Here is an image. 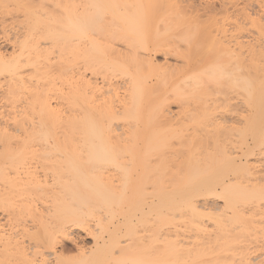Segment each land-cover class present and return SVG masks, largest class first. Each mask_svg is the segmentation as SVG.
<instances>
[{
	"label": "bare ground",
	"instance_id": "obj_1",
	"mask_svg": "<svg viewBox=\"0 0 264 264\" xmlns=\"http://www.w3.org/2000/svg\"><path fill=\"white\" fill-rule=\"evenodd\" d=\"M18 1H0L27 26L0 51V206L35 225L0 222V264H264V16L242 13L245 40L180 0ZM74 226L94 246L67 258Z\"/></svg>",
	"mask_w": 264,
	"mask_h": 264
},
{
	"label": "rangeland",
	"instance_id": "obj_2",
	"mask_svg": "<svg viewBox=\"0 0 264 264\" xmlns=\"http://www.w3.org/2000/svg\"><path fill=\"white\" fill-rule=\"evenodd\" d=\"M1 1V0H0ZM22 1H26V0H22ZM33 2L32 4V6L33 7H36V9L38 10V13H39V15H43L44 17L46 16V11L48 10H50V11H52V9H53V11H55V7H57V6H54L53 5V2L55 1H51V3L49 2V0H43V2L40 0V2L41 3H39V2H37V1H39V0H28V2ZM48 1V2H47ZM181 2H182V6H189V8L191 9V10H193L194 9V7H196L195 8V10H197L195 13L196 14H199V15H203V17L205 18V16H207V15H210L211 13H212V16H214L215 14H217L216 16H218V17H216V19L217 20H219L220 18V20H219V25L220 26H227V27H225L227 30H229V32H227V34L229 35V33H230V31H232L233 29L232 28H234L235 27V25L236 24H244V22H245V24H246V26L245 27H247V31H246V33H245V35L248 37H246V39L245 40H250L251 38L253 39V38H258L259 36V32L260 31H258V28L257 27H252V26H254V25H251V24H249V20H247L246 18H245V16L243 15L244 13H248V14H251V20H253L254 21V18L255 17H257V18H259L260 16H264V0H180ZM229 1V2H228ZM18 2H21V0H19ZM27 2V1H26ZM27 2V3H28ZM34 2H35V4H34ZM45 2H46V5H45ZM185 2V3H184ZM189 2V3H188ZM236 2H237V4H236ZM251 2V3H250ZM23 2H21V4H22ZM36 3H39V4H37L36 5ZM43 3H44V5H43ZM47 3H48V5H47ZM195 3V4H194ZM224 3V4H223ZM6 4V3H5ZM3 5V4H1V5H3V6H6V5ZM9 5H7L6 7H7V9L10 11V9H12V8H14V9H12V11H8L6 8H2L1 9V7L2 6H0V51H2L4 54H6V55H11V53H13V50L15 49V47L18 45L16 42L18 41V39H20V37H22V36H24L25 34H27L26 32H27V26H26V19H25V17H24V12L22 13V11L21 12H18L17 10H20L17 6H15L16 4L14 3H8ZM24 4V3H23ZM184 4V5H183ZM189 4V5H188ZM194 4V5H193ZM201 4V5H200ZM29 5V4H28ZM35 5V6H34ZM192 5H193V7H192ZM227 5V6H226ZM237 5V6H236ZM258 5H259V7H258ZM10 6V7H9ZM29 6H31V4L29 5ZM43 6H45V8L43 7ZM47 6V7H46ZM200 6V7H199ZM225 6V7H224ZM235 8H233V7ZM42 7L45 9L44 11H40L41 9H42ZM52 7V8H51ZM230 7V8H229ZM252 7V8H251ZM17 10H16V9ZM41 8V9H40ZM51 8V9H50ZM59 8V7H58ZM58 8H56V10L58 9ZM188 8V7H187ZM243 8H244V10H246V11H244V12H241L242 10H243ZM253 8H254V11H253ZM242 9V10H241ZM4 10V11H3ZM6 10H7V13H6ZM16 10V11H15ZM210 10L212 11L213 10V12H211L210 13ZM215 10V11H214ZM228 10V11H227ZM241 10V11H240ZM40 11V12H39ZM225 11V13H222V12H224ZM227 11V12H226ZM237 11V12H236ZM261 11V12H260ZM15 12V13H14ZM210 13V14H207V13ZM215 12V13H214ZM230 14H229V13ZM205 13L207 14V15H205ZM214 13V14H213ZM227 13V14H226ZM243 13V14H242ZM2 14V15H1ZM22 14V15H21ZM219 14V15H218ZM223 14V15H222ZM224 14H225V16H224ZM241 14V15H240ZM15 15V16H14ZM230 18H232L233 20H230L229 21V17ZM238 15V16H237ZM254 15V16H253ZM9 16V17H8ZM18 16V17H17ZM42 16V17H43ZM223 18H222V17ZM237 16V17H236ZM23 18V21H22V18ZM41 17V18H42ZM238 19L237 21H238V23H237V21H236V18ZM13 18V19H12ZM226 18H228V19H226ZM257 18L255 19V22H258V21H256L257 20ZM6 19V20H5ZM15 19H17V20H15ZM207 19V18H206ZM19 20L21 21V23H20V25H19ZM226 20V21H225ZM246 20V21H245ZM18 21V22H17ZM228 21V22H227ZM232 21V22H231ZM234 21H236V22H234ZM15 22V23H14ZM18 24H17V23ZM221 22V23H220ZM251 22V21H250ZM264 22V21H263ZM262 22V24H264ZM232 23V24H231ZM236 23V24H235ZM234 24V25H233ZM260 24V23H259ZM23 25V26H22ZM220 26H218V27H220ZM26 27V28H25ZM232 27V28H231ZM12 29V30H11ZM212 30L214 29H216L217 30V28H216V26H215V28L214 27H212L211 28ZM3 30V31H2ZM23 30V31H22ZM214 30L212 31L213 33H214ZM216 30H215V33L214 34H218V32H216ZM12 31V32H11ZM172 31H173V29H172ZM253 31V32H252ZM258 31V32H257ZM171 32V30H169V32H167V33H165L164 35H167L168 33H170ZM225 35V34H224ZM221 36H222V34H221ZM250 37V38H249ZM8 43V44H7ZM2 44V45H1ZM17 48V47H16ZM7 51V52H6ZM154 52H152V54H153ZM158 54H154V56L156 55V57L154 58L155 60L154 61H156V63H159V64H161V63H163V62H165V57H167V56H164V52H162L161 51V53L160 52H157ZM163 54V55H162ZM173 54V53H172ZM171 54V56H175V58L174 57H171V56H168L167 58L169 59V60H171L170 62L171 63H173V62H176L177 60L178 61H182V60H180V59H177L176 58V55L174 54V55H172ZM54 56V55H53ZM163 56V57H162ZM157 59V60H156ZM164 59V60H163ZM177 59V60H176ZM89 71L87 72V74L89 75ZM91 74V73H90ZM119 75V76H118ZM111 77H110V80H112L111 82H113L114 84H116V86H118L119 87V90H120V86L122 87L123 85V83L126 81V77H124L123 75H120V74H111L110 75ZM116 78H115V77ZM57 77V78H56ZM125 79H124V78ZM55 79H54V81H55V83L57 82L58 84H56L57 86H60L61 84H59L60 82H58V81H61L60 80V78L57 76V75H55V77H54ZM100 78H102V76L100 77L99 76V79ZM58 81H57V80ZM116 80V81H115ZM101 81H102V79H101ZM100 81V82H101ZM116 82V83H115ZM54 83V84H55ZM62 83V82H61ZM118 83V84H117ZM61 87V86H60ZM60 87H58V88H60ZM57 88V89H58ZM0 91H1V89H0ZM123 90H120V92H122ZM1 95V94H0ZM0 99H1V97H0ZM52 101H54L53 102V104L55 103V105H56V102L58 103L59 102V100L58 99H53ZM56 101V102H55ZM1 102H2V100H1ZM173 102V101H172ZM2 103H4V101L2 102ZM169 103H171V102H169ZM176 103H178V102H176ZM176 103H175V101H174V103H172L171 105L169 104V109L170 110H172L173 112L172 113H174V114H176V113H178L179 112V110H180V108H179V103H178V105H176ZM176 105V106H175ZM176 111H178V112H176ZM263 147V148H262ZM164 149V148H163ZM255 156H251L250 157V159L251 160H261L262 162H264V146H260L259 148H256V150H255ZM252 161V162H253ZM35 162V161H34ZM39 162V161H38ZM38 162H36V165H37V168H38V166L40 167V169L39 170H41V167L42 166H40L39 165V163ZM36 167V166H35ZM20 196H18V195H15L13 198V204H16L15 205V207H18V205H19V207L21 206V202L24 200H21V202H20V199H22V198H26V197H21V198H19ZM17 199H18V201H17ZM211 199H213V198H211ZM35 200H36V202L34 203V208H38V207H41V205L43 204L42 202L43 201H41L40 199L39 200H37L36 198H35ZM20 203V204H19ZM7 209L5 208V207H3V206H0V222H1V224L5 227V229H7V231H9V232H16V231H19V228L17 227L18 226V224H15L16 222L17 223H19L20 224V222H22V223H24L27 227H28V229H32V228H34V222H33V220H32V217H30L28 214H27V211H24L23 210V214H20V215H17L16 216V218H18V219H21V220H19V222L17 221L18 219H16L14 216V213H13V215H12V213L10 212V211H6ZM20 209H17V212L19 211ZM7 212V213H6ZM26 212V213H25ZM9 213H11V215L14 217V218H12L11 217V215L9 214ZM9 216H8V215ZM8 217H10V218H8ZM21 217V218H20ZM12 218V219H11ZM25 218V219H24ZM181 218V217H180ZM179 217H178V219H176V223H178V231H179V233H181L180 234V238L181 239H187V236H192V235H194L195 234V232L194 233H192V232H190V229L188 230V228L186 229V226H185V224H184V222H185V220H183L182 222H183V224H182V222H181V219H180ZM10 221H9V220ZM30 219V220H29ZM15 220V221H14ZM14 221V222H13ZM178 221H180V223L178 222ZM9 222V223H8ZM8 225V226H7ZM75 228V229H74ZM171 228H173V227H170V226H167V227H165L164 229H165V231H167L168 229H171ZM143 229L141 228V227H139L138 228V232H140L141 234L143 233ZM189 231V232H188ZM71 232H73V233H71ZM70 234L71 235H69V236H67V238L65 237V239L64 238H62V239H60L59 241V243H58V245H57V247H56V249L59 251L60 249H62V247H64L65 248V256H67V258H74V257H78V255H79V251H81V249L83 250V249H85L86 251H88L91 247H93L94 246V238H93V236L91 237L90 235H89V233L87 232V230H85V229H83L81 226H79V227H77V226H74V227H72V230L70 231ZM185 235V236H184ZM185 237V238H184ZM190 238H193V237H190ZM190 238H189V240L188 241H190ZM194 238H195V235H194ZM193 238V239H194ZM70 239V240H69ZM192 239V240H193ZM62 240V241H61ZM191 240V241H192ZM123 242L124 241H126V238H123V240H122ZM194 241V240H193ZM34 246V243L32 244V242H31V245L30 246ZM61 245H62V247H61ZM75 245V246H74ZM59 246V247H58ZM45 250V249H44ZM44 250H42L43 252H46V251H44ZM68 250V251H67ZM48 252L49 251H47L46 253L48 254ZM66 252H68V253H66ZM50 256L48 257V259L50 260V261H53L54 260V251H51L50 253ZM67 254V255H66ZM71 254V255H70ZM70 256V257H69ZM55 261V260H54Z\"/></svg>",
	"mask_w": 264,
	"mask_h": 264
}]
</instances>
